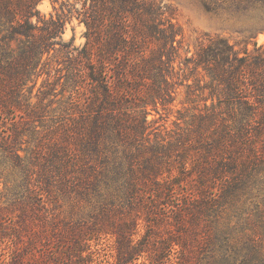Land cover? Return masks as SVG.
<instances>
[{
	"label": "trees",
	"instance_id": "16d2710c",
	"mask_svg": "<svg viewBox=\"0 0 264 264\" xmlns=\"http://www.w3.org/2000/svg\"><path fill=\"white\" fill-rule=\"evenodd\" d=\"M45 1L65 5L0 0V264H93L105 237L111 264H264V0L230 3L244 48L209 37L183 61L158 1L70 3L80 47Z\"/></svg>",
	"mask_w": 264,
	"mask_h": 264
},
{
	"label": "rangeland",
	"instance_id": "374dc122",
	"mask_svg": "<svg viewBox=\"0 0 264 264\" xmlns=\"http://www.w3.org/2000/svg\"><path fill=\"white\" fill-rule=\"evenodd\" d=\"M65 5L61 3H53L45 1L39 6L41 13L48 18L53 15L55 18L60 17L65 22V33L63 39L65 42L74 38V44L77 47L83 46L86 42L84 37L85 27L77 18L76 12L70 13L71 5L76 4L81 7L79 0H63ZM166 5L175 11L174 22L182 30L181 36V58L191 57L196 53L200 43L205 42L209 37L221 36L228 38L231 43L237 44L238 49L246 46V39L249 38L248 29L252 24L250 13L244 11V3L240 7L237 4H230L234 1L241 0H155ZM255 34V33H253ZM252 41L257 42L259 46H264V32H259ZM254 42L248 45L249 50H253ZM64 53L57 52L51 57L50 75L53 81L59 74L56 69L62 67L58 65L57 60L63 59ZM186 87H180L175 102V109L171 113H164L163 120L160 125L170 130L173 123L177 119V110L181 109L185 102ZM153 116L151 117V119ZM162 128V127H161ZM69 212L70 207L66 208ZM93 256V264H111L115 260L114 239L105 237L99 242L92 243L91 250ZM2 251L0 252V260ZM142 258L136 264H144Z\"/></svg>",
	"mask_w": 264,
	"mask_h": 264
}]
</instances>
